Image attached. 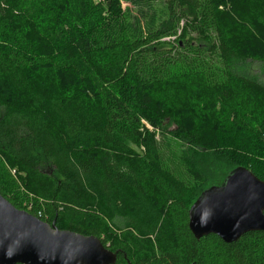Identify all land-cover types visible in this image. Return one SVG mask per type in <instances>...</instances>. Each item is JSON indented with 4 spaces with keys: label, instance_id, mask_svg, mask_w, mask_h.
Segmentation results:
<instances>
[{
    "label": "trees",
    "instance_id": "1",
    "mask_svg": "<svg viewBox=\"0 0 264 264\" xmlns=\"http://www.w3.org/2000/svg\"><path fill=\"white\" fill-rule=\"evenodd\" d=\"M15 1L58 58L48 64L27 36L0 33L1 195L98 237L118 252L115 264H264V231L227 243L189 228L208 188L199 148L244 138L230 169L264 180V51L251 38L264 30V0H134L153 16L102 27L93 0ZM223 2L238 10L239 29L221 18ZM9 10L0 0V19ZM193 77L247 109L195 112L178 88ZM169 126L187 143L182 154Z\"/></svg>",
    "mask_w": 264,
    "mask_h": 264
},
{
    "label": "water",
    "instance_id": "2",
    "mask_svg": "<svg viewBox=\"0 0 264 264\" xmlns=\"http://www.w3.org/2000/svg\"><path fill=\"white\" fill-rule=\"evenodd\" d=\"M189 228L197 239L215 234L227 243L264 231V180L249 168L232 169L190 207ZM117 256L98 237L59 229L0 193V264H115Z\"/></svg>",
    "mask_w": 264,
    "mask_h": 264
},
{
    "label": "rangeland",
    "instance_id": "3",
    "mask_svg": "<svg viewBox=\"0 0 264 264\" xmlns=\"http://www.w3.org/2000/svg\"><path fill=\"white\" fill-rule=\"evenodd\" d=\"M4 1L6 2V4L9 5L10 15L9 17L0 19V33L7 34L6 30H8V34L10 37L11 35L13 37L27 36L25 38L30 41L29 43L31 44V47L33 46L32 51L34 53H37L40 50L42 52V54H40V57H43L44 60H47L48 64L54 63V61L58 58L56 57L57 54L53 51L52 47H50L49 44L44 41V39L40 35V31L37 29V26L29 22L30 17L28 12L21 10V8L16 4L15 0ZM93 1L103 7L101 8L103 12L101 13L99 11V13H97L96 15L97 17L99 16L98 20L101 24L100 27H102V25L104 24L115 23L117 17H120V19L123 21H128L131 24H135L137 18L143 19V16L148 17L153 16L154 14L147 8L140 7L134 0H119V2L117 1L121 10V13L118 14H115L116 11L113 10V5L115 4L113 0ZM156 9L160 10L161 8L157 5ZM159 10H156V13H159ZM220 10L221 18L231 28L239 29V27L241 26V20L239 18L240 16L238 10L230 2H223L220 7ZM120 15L124 16L125 19ZM102 22H104V24ZM27 29H29V31L27 33H24V31H26ZM22 31L23 33L21 34ZM251 32V38H253L254 41L257 42L256 44H259L262 47V50L264 51V30L261 29L258 31ZM252 44L255 43L252 42ZM37 47L39 50L37 49ZM211 85L212 84L209 80L193 77L181 82V84L178 85V88L180 89V92H183L187 96V98L189 99V103L190 105H192L194 111H203L202 114L204 116L210 114V112L212 115L221 114L226 116L230 112V110H236L240 107H243L244 110L247 109L248 106L243 104L239 105L226 102L224 103L220 102L218 99L216 100V91ZM174 128L175 127L173 126H169L167 129L169 143L178 153L182 154L187 147V143L184 142V137L176 136V129ZM244 141L247 140H245L244 138H234L233 141H231L230 138L220 137L218 139L216 138V145L214 143V145L212 144L210 148H199L200 151L203 153L204 157H207L208 159V162L205 164V170L208 175V180L207 183L203 186L204 189L211 185L220 184L223 181L225 175L228 173L229 170H231L230 167L232 168V165L229 164V161L231 160V158L236 157V154L233 153L237 152L238 149H242L241 147L246 149L247 146L243 144ZM252 144H254V146L257 148L255 142H253ZM235 146H237V148H235ZM246 154H248L247 151ZM202 161L205 162L204 160ZM192 196L190 198H192ZM194 199L192 198L191 202H194Z\"/></svg>",
    "mask_w": 264,
    "mask_h": 264
}]
</instances>
